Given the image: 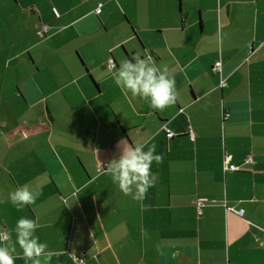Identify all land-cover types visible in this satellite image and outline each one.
<instances>
[{
	"label": "crops",
	"instance_id": "crops-1",
	"mask_svg": "<svg viewBox=\"0 0 264 264\" xmlns=\"http://www.w3.org/2000/svg\"><path fill=\"white\" fill-rule=\"evenodd\" d=\"M134 56L175 80L173 105L117 87ZM121 142L162 157L142 200L96 170ZM24 185L42 195L17 210ZM21 217L51 264H264V0H0V247L32 264Z\"/></svg>",
	"mask_w": 264,
	"mask_h": 264
},
{
	"label": "clouds",
	"instance_id": "clouds-1",
	"mask_svg": "<svg viewBox=\"0 0 264 264\" xmlns=\"http://www.w3.org/2000/svg\"><path fill=\"white\" fill-rule=\"evenodd\" d=\"M114 81L117 87L131 92L132 96L148 100L153 109L163 110L177 100L175 80L169 78L151 56L145 59L134 56L131 60H125L114 76ZM121 144V154L107 163L106 174L111 176L112 182L118 185L123 194L142 200L156 181L151 172L152 162L160 164L162 157L154 155L155 145L144 151L143 144L136 147ZM40 195L41 191H31L24 185L10 194V200L20 210L34 205ZM38 227L35 220L21 217L15 227L16 243L23 250L24 258L32 264H51L53 253L47 250L46 243L39 242V237L35 235ZM0 240H10V237L2 236ZM13 252L14 245L11 249L8 246L0 247V264H14Z\"/></svg>",
	"mask_w": 264,
	"mask_h": 264
},
{
	"label": "built area",
	"instance_id": "built-area-1",
	"mask_svg": "<svg viewBox=\"0 0 264 264\" xmlns=\"http://www.w3.org/2000/svg\"><path fill=\"white\" fill-rule=\"evenodd\" d=\"M100 10V2L96 3V6L94 8L95 12H98ZM47 28V25L45 23H40L36 32L39 36L44 35V32ZM113 63L112 58H108L107 59V65L111 66ZM211 70L212 71H219L220 70V61L217 59L215 60L212 65H211ZM225 84L224 78L220 77L219 81H218V85L222 86ZM166 136H170L172 135V132L169 130H166L165 132ZM191 136V135H190ZM221 161L223 163L224 168H228V169H235L237 168L233 163L229 162V153L223 151L221 154ZM107 167V162H102L101 164H99L98 166H96V170H101ZM196 205H198V201H195ZM4 236V233L2 232L0 237ZM73 262L74 264H86L84 257L80 254H75L73 255Z\"/></svg>",
	"mask_w": 264,
	"mask_h": 264
}]
</instances>
